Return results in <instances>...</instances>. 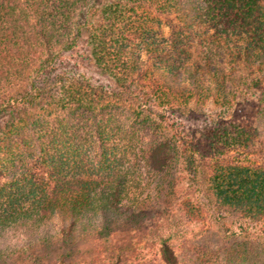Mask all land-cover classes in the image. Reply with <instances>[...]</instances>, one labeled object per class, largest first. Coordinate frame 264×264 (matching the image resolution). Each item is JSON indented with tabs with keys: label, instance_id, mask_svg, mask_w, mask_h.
Masks as SVG:
<instances>
[{
	"label": "trees",
	"instance_id": "16d2710c",
	"mask_svg": "<svg viewBox=\"0 0 264 264\" xmlns=\"http://www.w3.org/2000/svg\"><path fill=\"white\" fill-rule=\"evenodd\" d=\"M263 154L264 0H0V264L115 251L203 197L264 259Z\"/></svg>",
	"mask_w": 264,
	"mask_h": 264
},
{
	"label": "rangeland",
	"instance_id": "374dc122",
	"mask_svg": "<svg viewBox=\"0 0 264 264\" xmlns=\"http://www.w3.org/2000/svg\"><path fill=\"white\" fill-rule=\"evenodd\" d=\"M165 29L166 32L169 31L167 27ZM94 75L99 77V74L95 72ZM262 156L264 158V154ZM203 201L206 204L203 208V220L192 222L183 220L180 221L179 226L174 227L168 226L166 221L162 223L164 225L158 226L154 220L148 219L146 226L136 227L130 234L126 233L125 240L119 243L114 241L113 250L116 249L115 251H106L102 247L103 244L97 240H78L73 245V248L76 247L77 250L70 259L72 260L71 264H165L160 252L161 238H167L169 234L173 235L169 242L175 248L179 264H242L238 256L243 258V255L237 254V250L233 251L234 248L232 250L234 253H229L227 251L229 247L236 245L239 246V250L249 252L255 247H260L261 238L248 235L250 231L245 227V221L234 213L227 214L219 220L216 219L220 212L209 211L208 198L203 197ZM254 223L250 222L251 226ZM241 226L247 234L235 237L236 241H233L232 245L229 241L220 242L219 236L215 237L213 234H208L204 243L199 241V234H205L204 230L208 227L213 230L220 229L223 234L224 231L239 233L242 229ZM258 226L260 227V224ZM260 228H264V223ZM19 240L21 242V239ZM98 245L101 248L97 249ZM52 264L59 263L54 261ZM246 264H264V259L259 257L253 261L247 260Z\"/></svg>",
	"mask_w": 264,
	"mask_h": 264
}]
</instances>
